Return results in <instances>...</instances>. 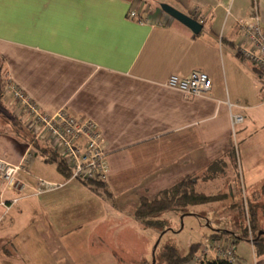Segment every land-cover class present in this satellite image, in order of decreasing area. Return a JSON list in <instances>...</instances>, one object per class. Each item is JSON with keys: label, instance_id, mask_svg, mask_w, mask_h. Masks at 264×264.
<instances>
[{"label": "crops", "instance_id": "1", "mask_svg": "<svg viewBox=\"0 0 264 264\" xmlns=\"http://www.w3.org/2000/svg\"><path fill=\"white\" fill-rule=\"evenodd\" d=\"M254 1L0 0V75L47 115L65 111L98 125L108 165L103 180L115 208L136 207L142 196L153 197L190 176L198 191L214 197L202 206L226 202L224 211L247 209L264 227L258 192H264V135L254 140L245 119L233 124V115L250 107L238 101L255 73L238 48L241 22L251 16ZM162 4L202 20L203 30L195 34ZM256 6L264 28V0ZM131 10L137 18L129 16ZM193 70L211 78L206 95L187 96L167 85L170 76L187 77ZM4 104L0 113L11 110L5 99ZM1 117L0 159L24 166L21 192L0 183V264H14L12 251L23 245L29 222L57 235L74 221L88 223L104 213L94 199L101 196L66 180L36 154L28 125H13L11 133ZM244 184L251 186L246 202L237 188ZM208 225L197 244L225 232L218 239L234 245L232 264H264V249L242 232L215 219Z\"/></svg>", "mask_w": 264, "mask_h": 264}, {"label": "rangeland", "instance_id": "2", "mask_svg": "<svg viewBox=\"0 0 264 264\" xmlns=\"http://www.w3.org/2000/svg\"><path fill=\"white\" fill-rule=\"evenodd\" d=\"M245 63L254 70L255 77L246 84L245 96H240L238 103L242 107L252 106L242 111L241 115L250 126L246 132L252 133L253 139L261 142L259 137L264 135V79L252 63L248 60ZM5 100L8 107L17 112L19 119L29 126L30 115L24 114L12 97ZM11 110L5 109L0 113L1 119L6 122L4 130H13L12 121L6 118L12 115L16 117ZM106 187L111 197L105 198L97 194L102 199L94 198L104 213L98 220L88 223L82 220L77 223L74 221L63 227L61 233L52 235L48 231H38V226L31 225L28 218L26 222H29V226L22 232L23 240L22 237L16 240H22L23 245H15L12 251L14 264H167L164 257L167 247H174L181 255L187 254L192 244L205 239L203 232H209L208 221L214 219L223 224H230L234 230L243 234L247 231L252 241L256 237L255 233H264V227L256 225L257 221L250 216L247 209L246 212L224 211L226 202L222 206L218 203L217 208L213 200L206 208L202 206L204 203H201L185 209L166 211L157 215L152 225L145 226L136 220L135 206L122 203L118 209L115 208L113 193L107 184ZM237 188L239 191L242 188L241 201L245 192L251 196V186L244 184L241 187L238 185ZM258 192L264 200V192H261V189ZM245 205L247 206V203ZM263 216L261 214V220H264Z\"/></svg>", "mask_w": 264, "mask_h": 264}, {"label": "built area", "instance_id": "3", "mask_svg": "<svg viewBox=\"0 0 264 264\" xmlns=\"http://www.w3.org/2000/svg\"><path fill=\"white\" fill-rule=\"evenodd\" d=\"M129 16L138 17L135 10H131ZM198 21L203 24L202 20ZM241 26L242 41L238 53L252 63L264 79V28L258 15L256 0L251 16L242 20ZM167 85L182 91L187 96L194 97L206 95L212 88V80L207 73L193 70L187 77L170 76ZM8 97L14 99L24 114L30 115L29 128L35 140L48 143L65 160L72 171V180L104 179L108 168L105 137L93 120L78 119L65 111L56 115H47L25 92L10 83L4 91V99ZM243 120L244 117L241 114L233 115L234 125ZM23 167V162L17 165L0 159V183L6 188L21 192L24 184L18 179V175ZM17 201L14 199L11 204ZM212 259L233 262L236 259L234 245L219 239H206L200 245L195 261L206 263Z\"/></svg>", "mask_w": 264, "mask_h": 264}, {"label": "trees", "instance_id": "4", "mask_svg": "<svg viewBox=\"0 0 264 264\" xmlns=\"http://www.w3.org/2000/svg\"><path fill=\"white\" fill-rule=\"evenodd\" d=\"M257 69V68H256ZM258 70V69H257ZM262 76V75H261ZM9 85L7 79H4L0 75V106L4 104V91ZM13 125L17 126L16 129L24 130L23 122L19 117H9ZM30 145L33 147L37 155L43 157L47 162H51L56 165L58 172L63 175L66 180H71L72 171L66 165L65 160L59 155V153L48 143L42 141H36L34 136L31 137ZM91 191L104 196L105 198L111 197L110 191L107 189L103 179H93L89 181H79ZM102 191V193H101ZM214 197L207 196L197 189V179L194 177L187 176L180 182L159 191L153 197L142 196L139 199L138 205L134 210V216L137 221L143 223L145 226L152 225L154 218L166 211L174 209H185L190 205H197L206 203L213 200ZM254 229V225L253 228ZM224 233L212 235V238H222L225 236ZM254 243L258 245L260 250L264 249V233H255ZM242 238H249L246 231L242 235ZM200 244H192L187 254L181 255L178 250L174 247H167L165 249L164 257L167 264H187L195 260V255L199 251ZM200 264H232L231 261L222 259H212L208 262H201Z\"/></svg>", "mask_w": 264, "mask_h": 264}, {"label": "water", "instance_id": "5", "mask_svg": "<svg viewBox=\"0 0 264 264\" xmlns=\"http://www.w3.org/2000/svg\"><path fill=\"white\" fill-rule=\"evenodd\" d=\"M161 8L165 11L169 16L173 17L177 21L189 27L195 34H199L203 30V24L200 23L194 17L176 9L175 7L169 4H162Z\"/></svg>", "mask_w": 264, "mask_h": 264}]
</instances>
